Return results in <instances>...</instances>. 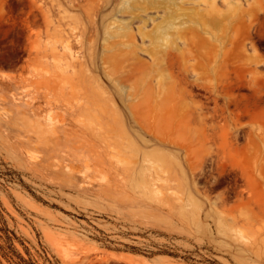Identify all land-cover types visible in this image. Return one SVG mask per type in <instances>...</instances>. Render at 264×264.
Here are the masks:
<instances>
[{"label":"rangeland","instance_id":"obj_1","mask_svg":"<svg viewBox=\"0 0 264 264\" xmlns=\"http://www.w3.org/2000/svg\"><path fill=\"white\" fill-rule=\"evenodd\" d=\"M0 247L264 264V0H0Z\"/></svg>","mask_w":264,"mask_h":264},{"label":"bare ground","instance_id":"obj_2","mask_svg":"<svg viewBox=\"0 0 264 264\" xmlns=\"http://www.w3.org/2000/svg\"><path fill=\"white\" fill-rule=\"evenodd\" d=\"M210 3L212 4L213 3V1H210ZM215 9H217L216 7H214ZM212 12H215L216 13V16H213V17H217V12L214 10V9H212V8H210L209 9V13H212ZM208 13V14H209ZM207 14V15H208ZM203 16V14L201 15V17ZM204 17H206V16H203L202 18H204ZM142 22H144L145 24L147 23V20H143ZM194 32V31H193ZM191 33V32H190ZM195 35V34H194ZM198 35H200V34H198ZM199 38V37H198ZM205 37H202V39H204ZM208 40V39H207ZM200 42V41H199ZM209 43V42H208ZM201 43H199V45H200ZM205 44V43H204ZM203 44V45H204ZM207 44V43H206ZM209 44H211V43H209ZM205 46V45H204ZM70 50L68 49V52H69ZM69 57H70V62L69 63H67V64H69V65H71V66H73L74 67V58H73V56H72V54L69 52ZM99 105V104H98ZM21 107V106H20ZM21 110L23 109L22 107L20 108ZM21 110H20V113H21ZM27 112H28V109H27ZM42 112V109H41V107H38L37 109H35L34 111H33V113L34 114H40ZM24 114L26 113V112H23Z\"/></svg>","mask_w":264,"mask_h":264},{"label":"trees","instance_id":"obj_3","mask_svg":"<svg viewBox=\"0 0 264 264\" xmlns=\"http://www.w3.org/2000/svg\"><path fill=\"white\" fill-rule=\"evenodd\" d=\"M7 239L9 240V241H11V239H10V237H7ZM2 248L0 247V250H1ZM20 260H21V263H23V264H32V263H30V262H28V261H25L24 259H22V258H20Z\"/></svg>","mask_w":264,"mask_h":264}]
</instances>
